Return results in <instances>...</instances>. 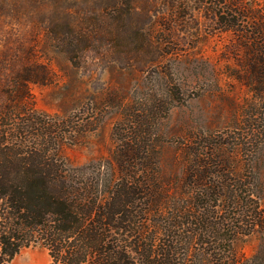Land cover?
<instances>
[{"label":"trees","instance_id":"trees-1","mask_svg":"<svg viewBox=\"0 0 264 264\" xmlns=\"http://www.w3.org/2000/svg\"><path fill=\"white\" fill-rule=\"evenodd\" d=\"M209 6L220 31L248 50L245 79L261 98L264 9L232 0ZM243 18L254 25L244 29ZM32 82L21 78L22 95L0 113V264L35 244L51 264H246L240 240L264 233L261 172L243 158L250 141L193 134L179 144L182 176H166L161 124L179 99L173 91L169 104L154 96L123 110L113 163L70 165L60 150L77 131L29 105Z\"/></svg>","mask_w":264,"mask_h":264},{"label":"rangeland","instance_id":"rangeland-1","mask_svg":"<svg viewBox=\"0 0 264 264\" xmlns=\"http://www.w3.org/2000/svg\"><path fill=\"white\" fill-rule=\"evenodd\" d=\"M210 1L0 0V113L22 95L20 79L31 78L29 105L77 131L61 147L65 161L107 165L123 110L154 96L169 104L175 91L179 99L161 124L164 174L182 176L179 144L193 134L250 141L243 158L261 172L264 209V96L245 79L248 50L233 32L220 31ZM232 1L264 9V0ZM211 7L218 17L219 7ZM235 11L222 9L242 20ZM254 22L245 20L244 29ZM239 250L246 264H264V233L240 240ZM51 261L35 244L10 264Z\"/></svg>","mask_w":264,"mask_h":264},{"label":"bare ground","instance_id":"bare-ground-1","mask_svg":"<svg viewBox=\"0 0 264 264\" xmlns=\"http://www.w3.org/2000/svg\"><path fill=\"white\" fill-rule=\"evenodd\" d=\"M30 264H36V263H34V262H31Z\"/></svg>","mask_w":264,"mask_h":264}]
</instances>
